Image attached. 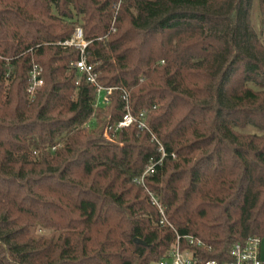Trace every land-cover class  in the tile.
<instances>
[{
  "label": "trees",
  "instance_id": "obj_1",
  "mask_svg": "<svg viewBox=\"0 0 264 264\" xmlns=\"http://www.w3.org/2000/svg\"><path fill=\"white\" fill-rule=\"evenodd\" d=\"M77 26L106 104L60 45ZM263 33L264 0H0V264H154L177 237L224 263L263 237ZM127 105L147 129L116 128Z\"/></svg>",
  "mask_w": 264,
  "mask_h": 264
},
{
  "label": "built area",
  "instance_id": "obj_2",
  "mask_svg": "<svg viewBox=\"0 0 264 264\" xmlns=\"http://www.w3.org/2000/svg\"><path fill=\"white\" fill-rule=\"evenodd\" d=\"M88 41L83 38L81 27L77 26L74 29L71 37L60 43L62 46H74L79 51V59L74 63V67L77 70L78 74H84L85 78L88 82L96 88V102L95 105L106 104L108 102V95L111 94L112 88L103 87L99 85L96 81L95 75L92 71L93 67L91 64H88L84 57L85 47L87 46ZM41 68L38 66H33L30 72V83L28 87V93L32 97L35 93L36 89L42 84V79L40 77ZM125 100L127 102V97L125 96ZM136 124L137 128L140 130L147 129V126L143 120V115L140 114L135 116L130 113L128 109V105L126 106V112L122 116L121 120L117 123L116 128L127 127ZM85 128H89V123L84 124ZM104 136L109 139L106 132ZM161 158L153 163H150L146 169L144 170L140 180L146 173H151L154 171L155 166L160 165L162 162ZM188 244L199 246L201 241L199 239H195L192 236H185ZM179 237L176 238L174 245L170 248V250L165 254V256L154 264H199L197 263V257L192 250L189 249H181L179 242ZM231 260L219 263L216 260H207L201 264H264V260L259 257V238L253 237L249 238L246 243L241 245H235L230 250Z\"/></svg>",
  "mask_w": 264,
  "mask_h": 264
},
{
  "label": "rangeland",
  "instance_id": "obj_3",
  "mask_svg": "<svg viewBox=\"0 0 264 264\" xmlns=\"http://www.w3.org/2000/svg\"><path fill=\"white\" fill-rule=\"evenodd\" d=\"M257 16L258 15H257V12H256V8H254L253 9V13H252V23L254 24L255 27H258V17ZM261 38H262V41H263V44H264V33L261 35ZM240 131H243V132H259V130L254 129L252 127H246V128H243ZM55 234L56 233L53 232L52 230L42 228L41 226H35L31 230V235H33V236H40L41 235V236L48 237V236L55 235ZM259 252H260V258L262 260H264V236L259 238Z\"/></svg>",
  "mask_w": 264,
  "mask_h": 264
},
{
  "label": "water",
  "instance_id": "obj_4",
  "mask_svg": "<svg viewBox=\"0 0 264 264\" xmlns=\"http://www.w3.org/2000/svg\"><path fill=\"white\" fill-rule=\"evenodd\" d=\"M133 241H134L135 243H137V244L145 245V243H144L142 240H140L139 238H134Z\"/></svg>",
  "mask_w": 264,
  "mask_h": 264
},
{
  "label": "crops",
  "instance_id": "obj_5",
  "mask_svg": "<svg viewBox=\"0 0 264 264\" xmlns=\"http://www.w3.org/2000/svg\"><path fill=\"white\" fill-rule=\"evenodd\" d=\"M259 257H260V252H259ZM261 259V258H260Z\"/></svg>",
  "mask_w": 264,
  "mask_h": 264
}]
</instances>
